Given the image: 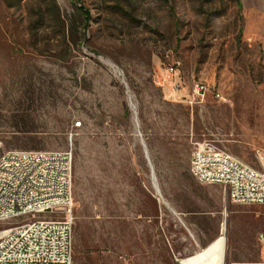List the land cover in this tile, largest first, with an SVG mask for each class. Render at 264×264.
<instances>
[{"label":"rangeland","instance_id":"obj_1","mask_svg":"<svg viewBox=\"0 0 264 264\" xmlns=\"http://www.w3.org/2000/svg\"><path fill=\"white\" fill-rule=\"evenodd\" d=\"M56 2L60 20L50 0L13 8L0 0L3 148H72L73 264H179L185 258L144 229L158 194L152 172L163 193L171 167H186L204 140L258 167L264 0ZM81 5L92 16L87 28ZM40 10L45 20L32 33ZM197 84L207 88L203 98L194 97ZM225 207L194 219V254L224 221L225 264L262 260L264 206Z\"/></svg>","mask_w":264,"mask_h":264},{"label":"built area","instance_id":"obj_2","mask_svg":"<svg viewBox=\"0 0 264 264\" xmlns=\"http://www.w3.org/2000/svg\"><path fill=\"white\" fill-rule=\"evenodd\" d=\"M206 91L197 84L194 97ZM256 158L251 167L204 140L194 145L190 172L200 184L221 186L230 203L264 206V150ZM73 162L72 148L4 150L0 141V264H73ZM259 240L264 247V232Z\"/></svg>","mask_w":264,"mask_h":264},{"label":"crops","instance_id":"obj_3","mask_svg":"<svg viewBox=\"0 0 264 264\" xmlns=\"http://www.w3.org/2000/svg\"><path fill=\"white\" fill-rule=\"evenodd\" d=\"M168 174L163 193L158 186V194L150 196L143 223L145 232L155 235L177 260L194 256V219L213 216L215 205L225 212L227 198L221 186L222 191H217L215 185L200 184L190 172V163L182 169L171 167ZM177 244L181 250L172 248Z\"/></svg>","mask_w":264,"mask_h":264},{"label":"bare ground","instance_id":"obj_4","mask_svg":"<svg viewBox=\"0 0 264 264\" xmlns=\"http://www.w3.org/2000/svg\"><path fill=\"white\" fill-rule=\"evenodd\" d=\"M201 85V84H200ZM154 184L158 190L156 178L153 175ZM226 231L227 227L223 221L220 235L205 249L196 252L194 256L179 260V264H225L226 259Z\"/></svg>","mask_w":264,"mask_h":264},{"label":"trees","instance_id":"obj_5","mask_svg":"<svg viewBox=\"0 0 264 264\" xmlns=\"http://www.w3.org/2000/svg\"><path fill=\"white\" fill-rule=\"evenodd\" d=\"M26 0H16L14 3V0H4V3L6 5L7 8H13L14 6H18L21 7L22 4L25 2ZM50 14L52 17L58 18L60 20L61 18V12H60V8L57 5L56 0H50ZM80 15L82 16L84 22H85V27L87 28L89 26V22L92 18L90 11L83 5H81L78 9ZM45 13L41 12V10L36 14V17L34 19H30L29 20V26H30V31L32 33L35 32V30L37 29V26L42 23L45 20Z\"/></svg>","mask_w":264,"mask_h":264}]
</instances>
